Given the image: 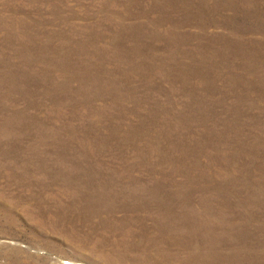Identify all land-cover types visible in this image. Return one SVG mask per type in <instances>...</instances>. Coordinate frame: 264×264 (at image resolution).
<instances>
[{
    "label": "rangeland",
    "instance_id": "obj_1",
    "mask_svg": "<svg viewBox=\"0 0 264 264\" xmlns=\"http://www.w3.org/2000/svg\"><path fill=\"white\" fill-rule=\"evenodd\" d=\"M0 264H264V0H0Z\"/></svg>",
    "mask_w": 264,
    "mask_h": 264
}]
</instances>
